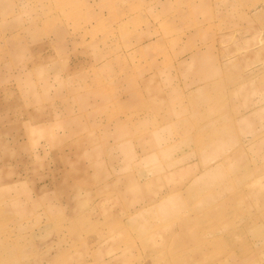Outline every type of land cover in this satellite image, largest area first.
Segmentation results:
<instances>
[{
  "label": "rangeland",
  "instance_id": "374dc122",
  "mask_svg": "<svg viewBox=\"0 0 264 264\" xmlns=\"http://www.w3.org/2000/svg\"><path fill=\"white\" fill-rule=\"evenodd\" d=\"M0 264H264V0H0Z\"/></svg>",
  "mask_w": 264,
  "mask_h": 264
}]
</instances>
